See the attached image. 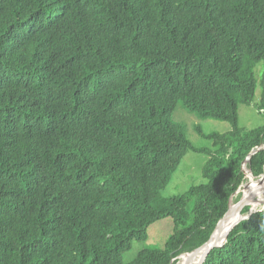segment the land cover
<instances>
[{
  "label": "trees",
  "instance_id": "trees-1",
  "mask_svg": "<svg viewBox=\"0 0 264 264\" xmlns=\"http://www.w3.org/2000/svg\"><path fill=\"white\" fill-rule=\"evenodd\" d=\"M259 87L264 113V0H0V264H178L264 144V125L240 126ZM180 102L232 129L197 148ZM190 150L204 181L164 195ZM247 166L264 174V148ZM166 217L164 247L125 261ZM203 264H264V210Z\"/></svg>",
  "mask_w": 264,
  "mask_h": 264
},
{
  "label": "rangeland",
  "instance_id": "rangeland-1",
  "mask_svg": "<svg viewBox=\"0 0 264 264\" xmlns=\"http://www.w3.org/2000/svg\"><path fill=\"white\" fill-rule=\"evenodd\" d=\"M259 67H261L260 64L257 68ZM257 76L259 77V74ZM260 98L261 88L259 87L253 104L240 105V126L246 129H253L264 125V113L259 111L257 105L260 102ZM174 119L185 127L188 138L192 141L193 145L200 149L214 147V141L205 135L213 132L225 133L232 129L230 122L201 117L197 113L189 111L183 102L177 105L174 112ZM206 161L207 155L205 151L190 150L184 156L178 169L174 172L170 184L163 190L164 195H180L185 193L192 185L203 182V169ZM248 182L247 176L246 184ZM239 196V193L234 195L235 203L239 199ZM173 230L174 223L171 217L156 221L149 228L148 239L134 241L132 247L124 253L125 261L134 259L142 249L163 248L172 235Z\"/></svg>",
  "mask_w": 264,
  "mask_h": 264
},
{
  "label": "water",
  "instance_id": "water-1",
  "mask_svg": "<svg viewBox=\"0 0 264 264\" xmlns=\"http://www.w3.org/2000/svg\"><path fill=\"white\" fill-rule=\"evenodd\" d=\"M264 148V144H261L260 146H258L257 148H255L251 153L250 155L247 157V159L245 160L244 164H243V169L244 171L246 172V175L248 174L247 173V162H249L251 160V156L253 154H255L258 150L260 149H263ZM250 169V168H249ZM250 172H251V176H252V179H256V176L253 174L252 172V169H250ZM264 176V174L258 178V179H261L262 177ZM257 179V180H258ZM246 185V182L243 183L240 188L238 189V191L236 192V194L240 193L242 191V189L245 187ZM264 189V187H263ZM262 189V190H263ZM235 194V195H236ZM256 192L254 193H249L247 196L244 195L242 196V198L237 201L234 206L232 204L233 202V197L234 195L232 196L231 198V201H230V208L229 210L227 211V213L225 214V216L219 221L214 233L212 234V236L210 237V239L205 242L203 245H201L200 247L196 248L195 250L191 251V252H187L188 254H190L191 256H194L196 255L199 251H204V253L202 254L198 264H203L205 262V260L207 259L208 255L211 253V251L217 247H221L223 246L227 240H228V236L230 234V232L232 231V229L238 225L242 220H245V219H249L254 213L258 212V211H262L264 210V199H256ZM250 204L252 205H256L257 207H253L251 206ZM250 205L251 208L249 210V212L247 213H243V210L246 206ZM258 206H262V207H258ZM233 214H236L238 217L237 219L233 222V223H230L229 222V219L230 217H232ZM241 218H239V216H241ZM226 227H229L228 230L226 231V233L224 234V236L221 234L223 232V230L226 228ZM185 253V254H187ZM180 258V257H179Z\"/></svg>",
  "mask_w": 264,
  "mask_h": 264
},
{
  "label": "bare ground",
  "instance_id": "bare-ground-1",
  "mask_svg": "<svg viewBox=\"0 0 264 264\" xmlns=\"http://www.w3.org/2000/svg\"><path fill=\"white\" fill-rule=\"evenodd\" d=\"M246 169H247V176H248V180H249V182L245 185V187L242 189V191L241 192H248V194L249 193H254V192H256V199L258 200V199H264V189L262 190H258V192H257V190L255 189V186H256V184H257V182H258V180H256L255 178L254 179H252V176H251V172H250V169H249V167L247 166L246 167ZM263 178H264V176H263ZM259 181H260V179H259ZM232 204H233V206H234V204H235V201H234V199H233V202H232ZM250 205H252V204H250ZM254 208L255 207H257L256 205H252ZM258 207H262V206H258ZM237 215L236 214H233L232 215V217H230V219H229V222L230 223H233L236 219H237ZM242 217V215L241 216H239V218H241ZM228 228L229 227H226L224 230H223V232L221 233L223 236H224V234L226 233V231L228 230ZM204 253V251L202 250V251H199L196 255H194V256H191L190 254H184V255H182L181 257H180V260H179V262H178V264H198V262H199V260H200V258H201V256H202V254Z\"/></svg>",
  "mask_w": 264,
  "mask_h": 264
},
{
  "label": "clouds",
  "instance_id": "clouds-1",
  "mask_svg": "<svg viewBox=\"0 0 264 264\" xmlns=\"http://www.w3.org/2000/svg\"><path fill=\"white\" fill-rule=\"evenodd\" d=\"M256 179H258L257 177H256ZM185 254V253H184ZM181 257V256H180Z\"/></svg>",
  "mask_w": 264,
  "mask_h": 264
}]
</instances>
